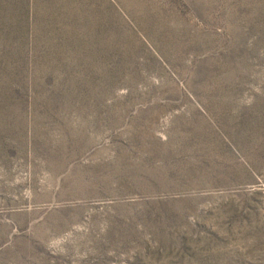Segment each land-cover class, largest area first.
Returning <instances> with one entry per match:
<instances>
[{"label":"rangeland","instance_id":"1","mask_svg":"<svg viewBox=\"0 0 264 264\" xmlns=\"http://www.w3.org/2000/svg\"><path fill=\"white\" fill-rule=\"evenodd\" d=\"M0 264H264V0H0Z\"/></svg>","mask_w":264,"mask_h":264}]
</instances>
